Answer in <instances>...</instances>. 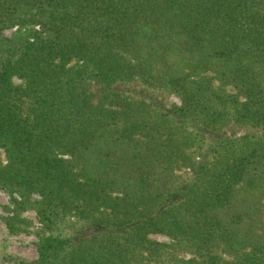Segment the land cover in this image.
Returning <instances> with one entry per match:
<instances>
[{"label": "trees", "instance_id": "16d2710c", "mask_svg": "<svg viewBox=\"0 0 264 264\" xmlns=\"http://www.w3.org/2000/svg\"><path fill=\"white\" fill-rule=\"evenodd\" d=\"M0 149L21 264H264V0H0Z\"/></svg>", "mask_w": 264, "mask_h": 264}, {"label": "rangeland", "instance_id": "374dc122", "mask_svg": "<svg viewBox=\"0 0 264 264\" xmlns=\"http://www.w3.org/2000/svg\"><path fill=\"white\" fill-rule=\"evenodd\" d=\"M17 26L6 29L3 31L4 36L9 37L13 31H15ZM37 29V27H35ZM17 84L19 80L14 79ZM221 84L218 81L213 82V86L217 87ZM130 88V92L135 95V97L146 98L147 100H153L159 103V106L168 109L171 105H179L180 100L177 96L173 94L162 93L157 90H144L142 87L139 88L136 84L127 85ZM227 92H232V89L228 86L226 87ZM187 130H191L190 126H184ZM227 135L241 136L247 133L249 130H258L250 128L248 126L231 124L228 127L222 129ZM198 159V158H197ZM0 161L4 164L6 163L5 154L2 149H0ZM34 198H37L35 196ZM11 207L10 210L4 209L3 207ZM14 214L12 206H10V200L8 195L0 190V264H21L23 261H33L37 258L36 243L39 236L41 235V225L37 221L36 213L33 208L26 207L21 212H18V226L15 228V232H10L8 227L5 225V220L10 218ZM73 218L71 217L72 220ZM62 226V225H61ZM152 240L157 242H163L170 244L171 241L160 234L149 235ZM170 252L176 254L177 257L188 258V253L175 250V248L170 249Z\"/></svg>", "mask_w": 264, "mask_h": 264}]
</instances>
